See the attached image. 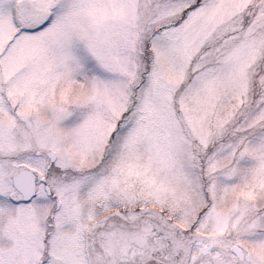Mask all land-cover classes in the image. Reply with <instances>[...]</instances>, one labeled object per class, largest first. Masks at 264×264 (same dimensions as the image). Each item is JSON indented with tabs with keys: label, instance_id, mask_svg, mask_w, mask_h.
I'll list each match as a JSON object with an SVG mask.
<instances>
[{
	"label": "snow or ice",
	"instance_id": "6c2138e0",
	"mask_svg": "<svg viewBox=\"0 0 264 264\" xmlns=\"http://www.w3.org/2000/svg\"><path fill=\"white\" fill-rule=\"evenodd\" d=\"M0 264H264V0H0Z\"/></svg>",
	"mask_w": 264,
	"mask_h": 264
}]
</instances>
